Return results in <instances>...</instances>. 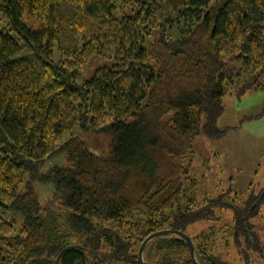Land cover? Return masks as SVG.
I'll return each instance as SVG.
<instances>
[{"label":"trees","instance_id":"obj_1","mask_svg":"<svg viewBox=\"0 0 264 264\" xmlns=\"http://www.w3.org/2000/svg\"><path fill=\"white\" fill-rule=\"evenodd\" d=\"M95 55L107 62L80 79ZM247 91H264V0H0V264H139L157 230L195 247L188 227L217 203L248 236L259 197L202 209L188 174L194 137L221 136L222 98ZM77 131L110 133L107 152ZM163 248L143 259L192 264L177 235Z\"/></svg>","mask_w":264,"mask_h":264},{"label":"rangeland","instance_id":"obj_2","mask_svg":"<svg viewBox=\"0 0 264 264\" xmlns=\"http://www.w3.org/2000/svg\"><path fill=\"white\" fill-rule=\"evenodd\" d=\"M105 62L107 60L95 55L81 67L79 78H89L94 69ZM222 105L217 125L224 133L210 137L199 131L192 141L194 152L188 174L197 182L196 197L202 209L208 206L209 200L221 197L232 200L237 206H245L250 194L260 195L264 191V91H247L238 97L230 92L222 98ZM77 133L94 153L103 155L107 152L112 138L110 133ZM67 163L64 155L58 154L46 160L44 165ZM35 188L41 201L50 196V186L38 183ZM255 209L253 215L246 216L250 227L248 236L240 232L236 235L237 219H234L231 207L221 203L210 208L213 211L210 220L197 221L188 227L187 233L196 238L197 244H202L206 251L228 264H264V196ZM15 212L10 216H17ZM0 215L7 218L4 213ZM215 229L219 231L212 240L209 230L215 232ZM173 237L174 234H166L151 239L143 257L164 255L166 252L159 250H164L163 244ZM255 245L260 246L259 252L253 249ZM197 250L200 251L199 248Z\"/></svg>","mask_w":264,"mask_h":264},{"label":"water","instance_id":"obj_3","mask_svg":"<svg viewBox=\"0 0 264 264\" xmlns=\"http://www.w3.org/2000/svg\"><path fill=\"white\" fill-rule=\"evenodd\" d=\"M166 234H174L177 235L178 237L182 238L189 249V255H190V260L192 262V264H199L196 260L195 254H194V245H193V241L191 239V237L189 235H187L186 233L179 231V230H173V229H161V230H157L154 231L150 234H148L143 241L141 242L138 251H137V258H138V263L139 264H147V262L143 259V252L144 249L147 245V243L153 239L154 237L160 236V235H166ZM62 251L59 253V255L56 258V262L55 264L59 263V257L61 255Z\"/></svg>","mask_w":264,"mask_h":264},{"label":"flooded vegetation","instance_id":"obj_4","mask_svg":"<svg viewBox=\"0 0 264 264\" xmlns=\"http://www.w3.org/2000/svg\"><path fill=\"white\" fill-rule=\"evenodd\" d=\"M263 193H264V191L260 195L250 194L249 199H251V197H254V196H258L259 197V199H256V200L253 199L252 202L250 203L251 210H253L254 208H257L260 205V203H262L263 196H264ZM230 207H231V210L233 211V214H234V208H233V206L231 205ZM234 219H235V216H234Z\"/></svg>","mask_w":264,"mask_h":264}]
</instances>
